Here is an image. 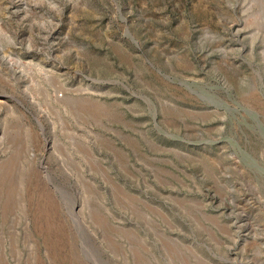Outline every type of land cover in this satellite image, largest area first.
<instances>
[{"label": "rangeland", "instance_id": "rangeland-1", "mask_svg": "<svg viewBox=\"0 0 264 264\" xmlns=\"http://www.w3.org/2000/svg\"><path fill=\"white\" fill-rule=\"evenodd\" d=\"M0 264H264V0H0Z\"/></svg>", "mask_w": 264, "mask_h": 264}, {"label": "bare ground", "instance_id": "bare-ground-1", "mask_svg": "<svg viewBox=\"0 0 264 264\" xmlns=\"http://www.w3.org/2000/svg\"><path fill=\"white\" fill-rule=\"evenodd\" d=\"M3 181H4V180H3ZM11 187H12V186H11ZM6 189H7V188H6ZM9 189H10V188H9ZM9 189H8V190H9ZM11 191H12V188H11Z\"/></svg>", "mask_w": 264, "mask_h": 264}]
</instances>
